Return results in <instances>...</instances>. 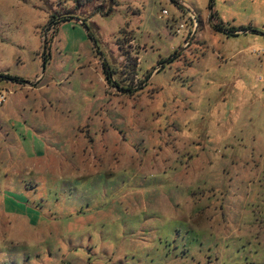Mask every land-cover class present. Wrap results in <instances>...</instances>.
Wrapping results in <instances>:
<instances>
[{"label": "rangeland", "instance_id": "rangeland-1", "mask_svg": "<svg viewBox=\"0 0 264 264\" xmlns=\"http://www.w3.org/2000/svg\"><path fill=\"white\" fill-rule=\"evenodd\" d=\"M0 264H264V0H0Z\"/></svg>", "mask_w": 264, "mask_h": 264}, {"label": "trees", "instance_id": "trees-1", "mask_svg": "<svg viewBox=\"0 0 264 264\" xmlns=\"http://www.w3.org/2000/svg\"><path fill=\"white\" fill-rule=\"evenodd\" d=\"M214 18V16H212V19ZM215 30L217 31H221V32H227V30H225L223 27H221V25H215ZM244 30H237V29H229L228 32L230 33V35H237L239 32H242Z\"/></svg>", "mask_w": 264, "mask_h": 264}, {"label": "built area", "instance_id": "built-area-1", "mask_svg": "<svg viewBox=\"0 0 264 264\" xmlns=\"http://www.w3.org/2000/svg\"><path fill=\"white\" fill-rule=\"evenodd\" d=\"M185 28V25L181 24L179 27L176 29V33L179 34L183 29ZM5 101V97L1 96V103Z\"/></svg>", "mask_w": 264, "mask_h": 264}]
</instances>
